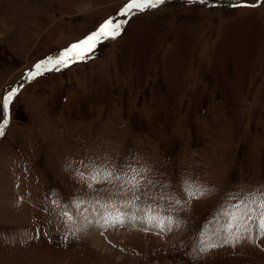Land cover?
Segmentation results:
<instances>
[{
    "label": "rangeland",
    "instance_id": "rangeland-1",
    "mask_svg": "<svg viewBox=\"0 0 264 264\" xmlns=\"http://www.w3.org/2000/svg\"><path fill=\"white\" fill-rule=\"evenodd\" d=\"M131 2L0 0V264H264V0Z\"/></svg>",
    "mask_w": 264,
    "mask_h": 264
},
{
    "label": "snow or ice",
    "instance_id": "snow-or-ice-1",
    "mask_svg": "<svg viewBox=\"0 0 264 264\" xmlns=\"http://www.w3.org/2000/svg\"><path fill=\"white\" fill-rule=\"evenodd\" d=\"M165 2V0H132L131 3H129L126 8L128 11L131 10H138L142 11L146 7H156L158 5H161ZM128 12H125L124 15H127ZM121 25L120 24H113L112 21L105 22L100 29L90 35L86 40L80 42L79 44H74L70 51H66L63 56L60 58V60L55 61V63H65L67 64L69 58L75 59L79 56H81L83 53L89 51L92 49L95 45V43L98 41V39L103 37H111L115 38L120 34ZM37 68H40V65H37ZM11 100V96L7 97L4 100V108L5 110L8 107V104ZM7 124V121L4 122V125H0V136L4 135V126ZM261 207L264 208V201L261 202ZM264 226V225H262ZM215 245H208L203 249V251H207L208 247H214Z\"/></svg>",
    "mask_w": 264,
    "mask_h": 264
},
{
    "label": "bare ground",
    "instance_id": "bare-ground-1",
    "mask_svg": "<svg viewBox=\"0 0 264 264\" xmlns=\"http://www.w3.org/2000/svg\"><path fill=\"white\" fill-rule=\"evenodd\" d=\"M165 1H166V0H165ZM159 6H160V5H158V6L154 7V8L156 9V8H158ZM138 218H140V217H132L131 219H136V220H138ZM113 219H114V218H113ZM116 220L119 221V222L121 223V222H124L125 220H129V218H127V217L125 216V217H123V218H121V219H120V217H119V218L116 219ZM108 221H109L110 224H114V222H113L112 219H109ZM125 222H126V221H125ZM99 243H100V242H99Z\"/></svg>",
    "mask_w": 264,
    "mask_h": 264
}]
</instances>
